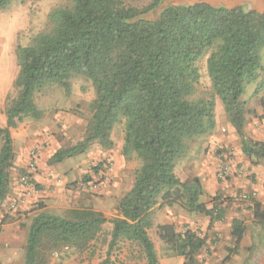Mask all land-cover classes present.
<instances>
[{
    "label": "trees",
    "instance_id": "trees-1",
    "mask_svg": "<svg viewBox=\"0 0 264 264\" xmlns=\"http://www.w3.org/2000/svg\"><path fill=\"white\" fill-rule=\"evenodd\" d=\"M15 0H0V11ZM50 15L51 29L38 34L30 46L17 49L20 68L17 96L6 108L7 126L0 127V205L11 191L14 141L11 129L25 118L40 120L44 113L35 95L51 85L71 92L72 80L85 77L93 83L96 98L83 141L59 150L49 161L57 165L85 153L92 143L111 149L115 127L124 121V155H136L141 167L132 189L120 200L121 217L113 229L106 259L119 242H131L144 254L146 264H160L150 230L154 211L182 206L187 212L221 222L225 210L215 198L213 207L202 201L199 178L182 182L176 174L179 160L187 157L192 142L214 132L216 99L240 138L241 151L252 161L264 160V142L247 136L249 86L256 84L264 116V10L222 7L209 3L171 5L155 20L149 18L161 0L139 9L125 0H70ZM208 53L207 70L213 92L194 99L200 85L198 62ZM100 165L95 171L99 173ZM255 227L264 232V204L251 208ZM109 220L94 209H74L66 216L41 212L27 234L25 264H49L60 249L81 251L96 241ZM248 227L234 220L232 237L239 252ZM157 235L167 249L200 264L207 237L198 231L179 232L160 225Z\"/></svg>",
    "mask_w": 264,
    "mask_h": 264
},
{
    "label": "rangeland",
    "instance_id": "rangeland-1",
    "mask_svg": "<svg viewBox=\"0 0 264 264\" xmlns=\"http://www.w3.org/2000/svg\"><path fill=\"white\" fill-rule=\"evenodd\" d=\"M153 1L125 0L127 5L139 9L148 7ZM70 3V0H15L6 9L0 11L1 128L7 126L6 108L9 100L15 98L18 93L15 88L20 71L17 61L18 47L30 46L38 34L49 31L52 12L67 7ZM195 3H209L230 8L242 6L246 11L264 10V0H161L159 7L151 12L149 18L157 19L161 12L171 5ZM209 55L210 53L205 55L197 64L200 85L197 87L194 99L210 98L213 92L207 70ZM262 79L264 80V74ZM256 87V84L249 86L243 100L247 101L249 112L247 116L250 124L257 122L260 125L264 121V116L257 114L260 97L254 96ZM263 94L264 92L261 95ZM95 98L93 83L85 77H76L72 80L70 94L58 85H51L35 95V103L44 113L43 117L40 120L25 118L17 128L11 129L15 155L11 170V190L17 187L20 189L19 194H23L29 201L25 206L21 201L8 204L4 208L0 207V211L23 209L30 215L26 222L24 220L20 222V235L15 237L18 241L17 245L15 244L17 246L15 250L8 249L7 245L12 244H6L0 239V264H25L28 220L31 222L38 213L47 212L52 215L66 216L74 209L87 208L103 213L109 220L103 226L102 233L96 241L89 243L87 248L81 251L66 247L60 249L51 257L49 264H100L106 259L113 229L111 221L121 217L119 202L132 189L135 175L141 167V161L136 155L130 157L124 155V121L113 131L111 139L114 144L111 149L104 148L95 142L83 154L68 158L57 165L49 164L50 159L59 150L74 147L84 140L91 122V105ZM218 101L222 103L218 98L216 99L215 113L227 123L224 106L222 110L220 106L222 104L217 105ZM209 137L210 135L192 142L187 157L179 160L176 174L182 182L199 178L192 168L199 156H203L207 162H210L209 156L212 160L217 159L220 167L236 157L233 144L227 148H222L221 145L211 149ZM1 145L0 140V148ZM34 155H38L37 160ZM100 165L102 169L96 173L95 170ZM36 174L41 176V182L34 178ZM230 177L229 173L224 180L217 173L216 180L224 182ZM22 187L24 190L21 189ZM220 193L225 192L220 190ZM50 196L58 199L62 197L64 201L58 203L56 207L49 208L50 205H54L49 204V201L51 199L56 201L55 198L50 199ZM218 197H220L218 204H221V207L222 205L224 207L226 201L235 203L233 196L223 198L218 195ZM202 201L208 206L213 203L212 198L208 196H204ZM154 214L155 221L163 219L162 211H156ZM171 214L179 218L183 215L189 217L188 222L178 226L179 232L185 231L188 227L192 228L189 223L190 218L196 217L191 230L206 236L208 242L207 248L199 256L200 264H254V260L257 259L259 264H262L260 252H263L261 248L264 246V232H260L254 226H251L252 229H249L246 238L247 242L254 245L250 246L251 249L241 248L234 254L228 250L233 247L228 248L224 238L215 235L212 231L213 223L209 226L207 224L209 218L206 216L189 213L182 206L174 208ZM5 221L6 219H0V234L3 232ZM149 233L156 246L160 264H184V259L173 255L159 239L155 225ZM110 257L114 264H146L145 256L140 248L131 242H119L111 251Z\"/></svg>",
    "mask_w": 264,
    "mask_h": 264
},
{
    "label": "crops",
    "instance_id": "crops-1",
    "mask_svg": "<svg viewBox=\"0 0 264 264\" xmlns=\"http://www.w3.org/2000/svg\"><path fill=\"white\" fill-rule=\"evenodd\" d=\"M219 101L217 102V105L219 106ZM223 110V104L220 105ZM257 114L259 116H263V110L261 106H258ZM248 119V116H247ZM216 121L217 126L216 129L212 134H210V137L208 139L209 144L211 145V149L216 146H221L222 148H227L231 144L235 146V158L230 160L228 163L229 169L227 172V175L230 173V178L227 179V181L219 182L216 180V175L222 168L218 165V160L213 159L209 156V161L207 162L204 160L203 156H199L198 160L194 164V170L197 172V177L200 178V181L202 183L205 196H208L214 200L218 195L223 196L225 198L226 196H233L235 203L226 201L223 209L225 210V216L223 221L216 222L212 224V231L215 233V235H220V237L224 240V243L226 246L233 247L235 244V240L232 237V227H233V221L234 220H242L244 224L248 227L247 234L249 232V229H252L251 226L257 227V224H254V215L252 212V207L255 203H262L264 204V160L261 161H252L245 157L241 151V144H240V138L238 137L235 129L232 127V125L227 122L225 123V119L219 118L216 115ZM245 132L248 137H250L253 140L264 142V121L262 124H258L257 122L250 124V121H247V125L245 128ZM227 133V134H226ZM220 168V169H219ZM226 175V177H227ZM223 178L224 180L226 179ZM34 178L41 182L42 178L40 175H35ZM47 179L49 177L47 176ZM53 181V180H52ZM14 187H16V184H14ZM22 190L23 187L21 188ZM220 190L223 193H220ZM20 189L17 187L13 190H11V194L9 195L8 199L0 206L4 208L8 204H15L17 201H21L24 206L28 203V198H25L23 194H19ZM19 194V195H18ZM227 194V195H226ZM247 194L253 197V200L251 203H244L239 200L240 195ZM226 195V196H225ZM55 198L56 201H54ZM49 204H54L53 206H49V208L56 207L58 203H61L64 201L62 197L60 199L56 198L55 196H50ZM25 202V203H24ZM214 201L209 206L210 208L213 207ZM13 206V205H12ZM180 205H175L173 207H158L156 211H162L163 219L156 220L155 221V214L153 215V221L154 225L157 228L160 225H174L176 229L179 231L178 226L182 223L188 222L187 220L189 217L187 215L175 216L171 214V211H173L174 208L178 207ZM183 208V207H182ZM226 208V209H225ZM246 208V209H245ZM26 210V209H24ZM41 213V212H40ZM39 214V213H38ZM37 214V215H38ZM188 214V213H187ZM30 214H26L25 211L20 209H14L12 211H6L1 212L0 211V219H3L6 221L3 224V232L0 234L1 241L5 242L6 244H12L7 245L9 247L8 249H16L17 240H15L17 235H20V222L23 220L26 222L28 216ZM33 215V214H31ZM35 215V214H34ZM35 215L34 217H36ZM189 215V214H188ZM196 218V217H195ZM195 218H190V224L193 228ZM186 219V221H185ZM32 222V221H31ZM28 220V226L27 230L29 229V226L31 224ZM207 224H211V220L207 221ZM224 226V227H223ZM251 227V228H250ZM189 228L188 229H192ZM246 237L243 239L240 249L241 248H247L251 249V242H247ZM16 244V245H15ZM216 244V243H215ZM262 253L260 252V257H262V264H264V246L261 248ZM254 264H259L258 259L254 260Z\"/></svg>",
    "mask_w": 264,
    "mask_h": 264
},
{
    "label": "built area",
    "instance_id": "built-area-1",
    "mask_svg": "<svg viewBox=\"0 0 264 264\" xmlns=\"http://www.w3.org/2000/svg\"><path fill=\"white\" fill-rule=\"evenodd\" d=\"M37 156L38 155H34L35 160H37L38 158ZM228 169H229L228 163L224 164L222 168L220 169V171L218 172V176L221 179L225 178L227 175ZM239 200L244 203H249V202L251 203V201L253 200V197L247 194H243V195H240Z\"/></svg>",
    "mask_w": 264,
    "mask_h": 264
}]
</instances>
